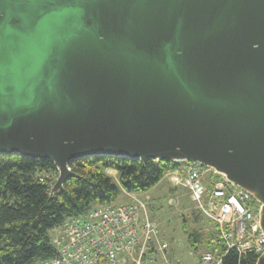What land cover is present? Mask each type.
<instances>
[{
  "label": "water",
  "instance_id": "1",
  "mask_svg": "<svg viewBox=\"0 0 264 264\" xmlns=\"http://www.w3.org/2000/svg\"><path fill=\"white\" fill-rule=\"evenodd\" d=\"M0 63V154L50 160L51 194L83 157L193 161L264 232V0H0Z\"/></svg>",
  "mask_w": 264,
  "mask_h": 264
},
{
  "label": "built area",
  "instance_id": "2",
  "mask_svg": "<svg viewBox=\"0 0 264 264\" xmlns=\"http://www.w3.org/2000/svg\"><path fill=\"white\" fill-rule=\"evenodd\" d=\"M165 173L172 186L188 190L197 211L210 225L207 250L198 264H222L231 249L257 256L264 251L260 206L251 195L224 175L201 163L180 160ZM51 187L58 177L52 168L37 175ZM54 255L50 264H161L167 244L158 239V223L146 206L133 197L132 203L98 205L81 216L67 218L52 229Z\"/></svg>",
  "mask_w": 264,
  "mask_h": 264
},
{
  "label": "trees",
  "instance_id": "3",
  "mask_svg": "<svg viewBox=\"0 0 264 264\" xmlns=\"http://www.w3.org/2000/svg\"><path fill=\"white\" fill-rule=\"evenodd\" d=\"M178 165L175 161L141 162L118 156L83 157L69 163L74 175L51 194V187L37 177L55 168L50 160L0 154V264L48 261L55 252L50 230L69 217L111 203L123 191L142 193L151 189ZM107 169L116 171L115 178ZM198 235L190 234L194 248ZM256 259L253 252L241 254L231 249L222 264H255Z\"/></svg>",
  "mask_w": 264,
  "mask_h": 264
},
{
  "label": "rangeland",
  "instance_id": "4",
  "mask_svg": "<svg viewBox=\"0 0 264 264\" xmlns=\"http://www.w3.org/2000/svg\"><path fill=\"white\" fill-rule=\"evenodd\" d=\"M137 195V199L147 206L149 216L158 223L160 234L158 239L167 242L165 259L170 254L169 259L172 264H193L202 248L198 244H196L197 248L192 246L190 234L206 235L203 229L210 225V222L197 211L188 190L182 186L173 188L163 177L157 185ZM111 203L121 205L132 203V200L119 194ZM48 236L51 245L54 246V232L50 230ZM161 259L163 258L160 257L159 260ZM44 263L46 262L36 261L34 264Z\"/></svg>",
  "mask_w": 264,
  "mask_h": 264
},
{
  "label": "clouds",
  "instance_id": "5",
  "mask_svg": "<svg viewBox=\"0 0 264 264\" xmlns=\"http://www.w3.org/2000/svg\"><path fill=\"white\" fill-rule=\"evenodd\" d=\"M25 55L29 56L34 62L32 68L28 70V74L30 75L32 72L36 71L37 67L40 65L47 53L40 42L31 41L27 46ZM12 71L16 73L21 71V64L19 61H17L16 64L12 66ZM17 87H19V84H17Z\"/></svg>",
  "mask_w": 264,
  "mask_h": 264
},
{
  "label": "crops",
  "instance_id": "6",
  "mask_svg": "<svg viewBox=\"0 0 264 264\" xmlns=\"http://www.w3.org/2000/svg\"><path fill=\"white\" fill-rule=\"evenodd\" d=\"M106 172L115 178V176H116V171H115L114 169H107ZM143 193H144V192H143ZM121 194H123L125 197L129 198L130 201H131V200L133 201L132 197H135V198L138 197L137 193H128V192H124V191H123ZM137 200H138V199H137ZM51 231H53V230H51ZM198 234H199V233H198ZM159 235H160V234H159ZM163 238H164V237H163ZM165 242H166V241H165ZM166 244H167V242H166ZM196 244H198V246L201 247L202 250H201L200 254L197 255L198 258L195 259V261L193 262V264H198V261H199L200 255L203 253V251H206V250H207V247H208L207 236H206L205 234H203V236H202L201 234H199L198 237H197V242H196ZM169 253H170V252H169ZM169 256H170V254H169L168 256H166L167 259H164V260L161 259L162 262L159 260L160 263H162V264H172V263L170 262ZM160 257L162 258V256H160ZM163 258H164V256H163ZM40 262H46V263H44V264H50L48 261H40Z\"/></svg>",
  "mask_w": 264,
  "mask_h": 264
},
{
  "label": "snow or ice",
  "instance_id": "7",
  "mask_svg": "<svg viewBox=\"0 0 264 264\" xmlns=\"http://www.w3.org/2000/svg\"><path fill=\"white\" fill-rule=\"evenodd\" d=\"M5 71V68L2 63H0V73H3Z\"/></svg>",
  "mask_w": 264,
  "mask_h": 264
},
{
  "label": "bare ground",
  "instance_id": "8",
  "mask_svg": "<svg viewBox=\"0 0 264 264\" xmlns=\"http://www.w3.org/2000/svg\"><path fill=\"white\" fill-rule=\"evenodd\" d=\"M58 175H59V173H58ZM58 178V177H57ZM57 180V179H56ZM55 183V182H54ZM54 185V184H53ZM52 187V186H51ZM135 198V197H134ZM132 199H133V197H132ZM135 199H137V198H135ZM94 208V207H93ZM207 242H208V239H207Z\"/></svg>",
  "mask_w": 264,
  "mask_h": 264
}]
</instances>
